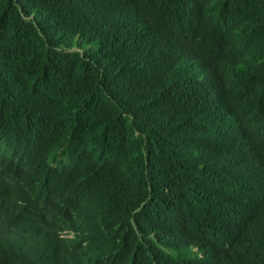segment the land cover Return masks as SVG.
Masks as SVG:
<instances>
[{"label":"trees","instance_id":"1","mask_svg":"<svg viewBox=\"0 0 264 264\" xmlns=\"http://www.w3.org/2000/svg\"><path fill=\"white\" fill-rule=\"evenodd\" d=\"M0 264H264V0H0Z\"/></svg>","mask_w":264,"mask_h":264}]
</instances>
